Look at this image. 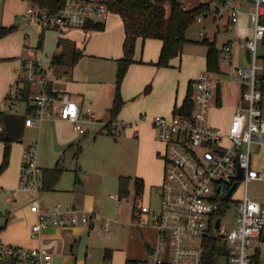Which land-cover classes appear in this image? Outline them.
I'll list each match as a JSON object with an SVG mask.
<instances>
[{
    "label": "built area",
    "instance_id": "built-area-1",
    "mask_svg": "<svg viewBox=\"0 0 264 264\" xmlns=\"http://www.w3.org/2000/svg\"><path fill=\"white\" fill-rule=\"evenodd\" d=\"M24 1L28 4L21 22L23 30L53 28L63 35L70 29H86L89 23L110 15L113 0H63L54 12L42 9L31 0ZM151 1L160 3L169 13L170 0ZM201 3L205 8L195 21H208L219 31L222 25L238 27L240 19L249 16L252 33L239 38L243 39L242 46L250 49L251 66H233L229 71L233 81L246 86L241 92L243 105L235 109L228 123L213 124L209 112L212 100H219L220 80L205 70L190 83L194 102L190 114L174 111L152 118L157 139L163 145L160 155L164 171L160 208L153 209L148 202H143L136 217L139 226H150L156 233L150 255L143 264H206L207 240L214 237L229 249L223 264H252L253 241L264 234V200L251 197L248 191L250 182L264 183V164L262 170L254 165V158L264 155V93L259 82V76L264 73V64L259 63L264 61V0H203ZM200 32L207 37V28ZM232 49L231 43H226L221 51L222 58L230 63ZM55 74L54 55L41 51L26 35L16 69V89L6 98L22 100L27 93V104L33 108L26 116L28 127L41 126L57 114L85 134V123L95 122L98 113L91 106L82 111L79 101L70 93L50 92L52 82L60 79ZM12 110L17 111L15 106ZM118 126L113 122V129ZM41 182L38 145L32 143L22 153L19 189L39 192ZM240 188L241 196L237 198L235 192ZM29 202L30 210L37 215L32 225L34 237L47 226L92 224L93 215L74 205L61 208L57 204L51 209L42 205L37 195ZM234 203L236 213L230 225L224 218ZM109 228V222L105 223L104 236L109 235ZM0 258L30 264L53 263L52 253L43 247L2 241Z\"/></svg>",
    "mask_w": 264,
    "mask_h": 264
},
{
    "label": "crops",
    "instance_id": "crops-1",
    "mask_svg": "<svg viewBox=\"0 0 264 264\" xmlns=\"http://www.w3.org/2000/svg\"><path fill=\"white\" fill-rule=\"evenodd\" d=\"M3 2L5 0H0V11L4 8ZM15 2H17L18 11L15 13L14 18L18 28L10 34L12 40L10 52L2 53L1 57L3 58L0 59V104L5 106L1 109L18 114L27 111L28 104L25 98L22 100L6 99L16 89V69L23 42L27 35L30 42L31 38L34 37L33 45H37L41 51L48 53L50 51L53 55H64L66 62L56 65L55 75L60 76V79L52 82V88L58 95L66 92L70 93L72 97L79 101L82 111L86 106H91L98 113L95 122L85 123L86 132L89 131L90 124L98 125L99 122H104L106 125L109 123L111 119L110 108L116 91L118 60L124 55L125 30L121 16L111 12L110 17L103 22L104 28L100 30L74 28L63 35H59L57 30L53 28L31 27L25 31L22 29L21 22L28 3L24 0H16ZM3 20L4 17L0 14V26L3 24L8 25ZM249 24V16L244 15L240 19L238 27L246 31ZM49 30L56 33L53 46L49 45L46 40V33ZM248 30L252 33L251 29ZM239 36L226 42L231 43L233 48L232 61L235 59V51L239 53L241 50L247 58L246 48L242 46L243 39ZM162 46L163 41L159 38H144L142 36L137 38L135 61L129 66L121 88L125 102L116 120L119 127L124 126V130L128 129L130 134L133 133L136 136L134 140L138 142L140 156L145 164V168L141 172H137L139 176L136 177L143 178L144 191L147 188V181H150L154 175L155 177L158 176L157 180L160 179L161 184L164 171V161L159 154L163 145L160 141L157 142L156 132L151 124L152 115L173 113L175 108L183 103L191 81L203 72L199 66L194 69L187 67V62L182 57L185 44L181 55L174 57L170 66L160 67L156 65ZM48 47L53 48L47 51ZM76 56L78 58L73 63L72 61ZM223 60L227 61L226 59ZM204 64L206 65V62ZM224 73L220 72L216 75L221 76ZM219 80L220 91L216 108L228 111L226 113L228 118L225 117L227 120L222 122L224 124L230 121L235 109L243 105L241 100L242 86L232 80L239 87H236L238 89L234 94L228 96V102L224 103L221 93V79L219 78ZM148 85H150V89L146 91ZM181 92L185 94L182 102L178 103ZM21 105L24 107L23 112H19ZM14 106L17 111L12 110ZM212 123L219 124L218 121ZM34 127L44 129L46 132L52 128L57 129L59 138L63 143H73L75 138H79L81 134L74 129L71 122L58 117L57 114L52 119L45 120L41 126ZM121 130L123 131V129ZM121 130L120 132H122ZM30 144L32 143L24 144V148ZM24 148L21 150L22 153ZM14 172L11 184L4 186L9 193L5 196L9 205L7 214L0 220V226H4L0 234V241L28 247H43L52 253V264H126L128 259L138 260L140 264H143L148 259L153 243L146 240L142 233L137 236L139 243L135 245L130 241L131 238H135L131 235L135 233L134 226L138 215L136 213L135 216L133 208L125 211L123 217L119 209L120 215L116 219L106 220L102 216L103 207L100 202L103 195L101 188L104 187L102 175L101 177L97 176L98 189H95L89 183H85L84 180H80L81 184L74 186L72 189L56 186L53 190L35 192L19 189L21 165L20 170ZM5 175L0 176V178ZM122 175L130 176L129 183H134L136 177L134 178L131 173H124L120 176ZM120 176L118 189H120ZM129 190V195H131V185ZM35 195L39 197L42 205H46L51 209H54L57 204L61 208L74 205L82 211L91 213L93 215L92 224H77L69 227L47 226L40 231L38 237L32 236V225L36 222L37 215L30 210L29 201ZM110 196L116 197L117 200L120 199L119 194H111ZM262 200H264V197ZM107 222L110 224L109 232L112 227L116 231L119 229L117 223L120 224V229L123 230L121 225H124L125 222L131 226L133 231L125 241L115 239L109 235L104 236L103 231L100 239L94 232L95 226L98 223L104 228ZM256 240L259 242L258 244H263L264 234L261 239H254V241ZM252 252L255 253L253 250ZM106 254L109 256L106 257ZM17 263L30 264L27 261L0 258V264Z\"/></svg>",
    "mask_w": 264,
    "mask_h": 264
},
{
    "label": "rangeland",
    "instance_id": "rangeland-1",
    "mask_svg": "<svg viewBox=\"0 0 264 264\" xmlns=\"http://www.w3.org/2000/svg\"><path fill=\"white\" fill-rule=\"evenodd\" d=\"M15 1L16 0H5V2L2 3L4 8L2 11H0V14H2L4 17V23L8 24H3L1 26H16L17 30L18 26L15 23L14 17L15 13L18 11V6L17 2ZM180 1L184 3L187 8H193L203 0ZM109 17V15L107 17H103L99 20V22H105V20ZM203 28H207V37L201 35L200 31ZM246 28L247 30L245 31L244 29H241V27L235 26L231 28H225L224 26H221V30L219 31L216 25H212L208 21H194L186 32L188 41L185 43L182 55L183 59L187 62V67L189 69H194L199 66L202 71L207 70L206 52L208 45L203 42L205 38L210 41L215 38L217 47L222 49L224 44L228 42L229 39H236L238 35L243 37L245 35H250L251 33L248 30L250 29L248 25ZM13 32H15V30ZM13 32L0 38V58H3L1 57L2 53L10 52L12 43L10 34ZM55 35L56 33L52 30L47 31L46 33L47 43L51 46L55 44ZM34 41L35 39L32 37L31 43L34 44ZM52 48L53 47H48L47 51L51 50ZM49 53L51 52L49 51ZM222 55L223 54H220V66L222 72L225 73L220 76L216 75L217 73L214 71L210 72L221 79V93L224 103H227L230 97L229 95L234 94L236 89H238L236 87H239V85L233 83L229 74L231 67H250L251 63L248 62L241 50L239 53L235 51V61L233 60L232 63L223 60ZM204 62H206V65ZM259 63L264 64V61L259 60ZM148 89H150V85L146 87V91H148ZM184 94H182V92L180 93L178 103L182 102ZM216 104L217 102L214 98L211 102L209 118L211 122L218 121L219 124L217 125H221L220 123H222L224 120H227L226 118H228V115L226 113H228V111L226 112V110L217 109ZM4 107L5 106L2 105L0 108ZM23 109L24 107L21 105L19 112H23ZM155 115L156 114H153L152 118ZM99 123L100 124L98 125L90 124L89 131H87L85 134H80V137H76L73 143H63V141H61L59 138V132H57V129L52 128L46 132L44 129H40L39 127H26L24 129L23 141L13 143L11 147L9 164L7 168L0 173V176L6 174L0 178V220L7 214L9 205V202H7L5 199V196L9 194L5 188L6 184H11L15 174L14 171H17L18 169L20 170L21 150L24 148V144L30 142L36 143L38 145V163L42 168L55 166L59 161L64 165L65 170L63 171L57 183V186L59 187L72 189L74 186L81 184L80 180H84L85 183H89L93 185L95 189H98L99 184L97 176H103L102 179L104 187L101 188L103 190V195L101 196L100 202L103 207L101 214L104 219H116V217L120 215L118 212L119 209L123 217V215H125V211L130 210V208H134V206L139 207L143 202H148L153 209H159L162 200V187L159 182L160 179L158 181V176L155 177V175L150 181H147V188H145V192L143 193L142 197H138L137 194H135V181L134 183H128V187L131 185V195L121 196L118 200L116 197L110 196L111 194L120 195L121 192L118 188L119 176L121 174L131 173V175L135 178L136 176H139L137 172H141V170L145 168V164L143 158L140 156L141 152H139V145L137 144L138 142L134 140L136 136H134L133 133L130 134L128 129H123V132L118 126L117 129L113 130L114 133L111 134L105 128L104 122ZM120 130L122 132H120ZM254 148L256 149L257 147L255 146ZM3 151L4 143L0 141V164L3 159ZM263 164L264 155H259L254 158V165L258 169L262 170ZM248 191L251 197L263 201V181L256 180L250 182ZM241 192L242 189H238L235 192V197L239 198L241 196ZM235 213L236 205L234 203L231 204V207L227 210L224 220L227 221L228 224L232 225L234 222ZM135 223L137 224L136 220ZM136 224L134 226L135 233L131 235V237L133 236L135 238H131L130 241L136 245V243H139L137 236H139V233H142L146 240L153 243L156 237L155 230L150 226H139ZM116 225L117 227L119 226V229L116 231L115 228L112 227L109 232V236H112L115 239L117 238L121 241H125L129 237L131 231H133L131 226L125 222L124 225H121L123 227L122 230L120 229V224L117 223ZM102 231L103 226L97 223L94 232L97 234V236H99L100 239L102 237ZM258 243L259 242H257V240L253 242L252 250L254 252L259 251V264H264V243Z\"/></svg>",
    "mask_w": 264,
    "mask_h": 264
},
{
    "label": "trees",
    "instance_id": "trees-1",
    "mask_svg": "<svg viewBox=\"0 0 264 264\" xmlns=\"http://www.w3.org/2000/svg\"><path fill=\"white\" fill-rule=\"evenodd\" d=\"M31 2L42 9L49 11H57L63 0H31ZM205 8L204 3H199L193 8H187L180 0H170V10L166 13L165 9L158 2L151 0H113L110 3L112 12L121 16L124 24L125 38L123 42L124 55L118 60V69L116 76V91L112 107L110 108L111 119L105 125L109 133H114L112 124L117 120V116L124 105V98L121 92L122 83L127 74L129 66L135 61L134 54L136 48V40L142 36L144 38L153 37L163 41V46L159 55V59L155 63L160 67L170 66L171 60L174 57L181 55L183 46L187 41L186 32L190 25L196 20L198 14L202 13ZM103 22H91L86 29H103ZM16 30V26H0V38ZM208 45L206 59L207 70L216 73L222 72L220 66L221 48L217 47L215 40L204 39ZM74 57L73 63L77 60ZM1 59V58H0ZM55 64H62L65 61L63 54L54 55ZM260 87L264 93V73L259 76ZM246 86H242L244 90ZM26 92L29 86L26 87ZM50 92L53 93V88L50 86ZM57 94V93H54ZM192 88L183 101L181 107H176L175 112L190 114L194 107V102L191 99ZM8 98V97H7ZM6 98V99H7ZM27 93L25 99H27ZM33 108L28 106L27 111L23 114L9 112L0 108V141L4 143L3 159L0 164V173L3 172L10 161L11 147L15 142H22L24 129L26 127V116L31 113ZM65 170L63 164L57 162L55 166L42 168L41 190H53ZM130 176H120V197L129 195L130 190L128 183ZM135 194L143 196L145 183L143 178L136 177ZM140 207V206H139ZM138 206H134L133 211H139ZM4 226H0V234ZM229 249L225 244H222L218 238H210L207 240L206 264H223L224 256H227ZM109 255L106 254V257ZM259 251L252 255V264H259ZM126 264H140L138 260L128 259Z\"/></svg>",
    "mask_w": 264,
    "mask_h": 264
},
{
    "label": "water",
    "instance_id": "water-1",
    "mask_svg": "<svg viewBox=\"0 0 264 264\" xmlns=\"http://www.w3.org/2000/svg\"><path fill=\"white\" fill-rule=\"evenodd\" d=\"M246 55H247V59L250 61L251 55H250V49L249 48L246 49ZM241 175H242V170H241L239 176H241ZM225 197H227V195Z\"/></svg>",
    "mask_w": 264,
    "mask_h": 264
},
{
    "label": "flooded vegetation",
    "instance_id": "flooded-vegetation-1",
    "mask_svg": "<svg viewBox=\"0 0 264 264\" xmlns=\"http://www.w3.org/2000/svg\"><path fill=\"white\" fill-rule=\"evenodd\" d=\"M159 154H160V152H159ZM160 157H161V155H160Z\"/></svg>",
    "mask_w": 264,
    "mask_h": 264
}]
</instances>
